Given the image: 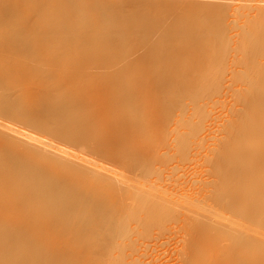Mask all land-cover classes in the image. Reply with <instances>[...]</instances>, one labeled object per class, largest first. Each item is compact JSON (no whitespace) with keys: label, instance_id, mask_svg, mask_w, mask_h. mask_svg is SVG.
Returning <instances> with one entry per match:
<instances>
[{"label":"bare ground","instance_id":"1","mask_svg":"<svg viewBox=\"0 0 264 264\" xmlns=\"http://www.w3.org/2000/svg\"><path fill=\"white\" fill-rule=\"evenodd\" d=\"M168 243L264 264V0H0V264Z\"/></svg>","mask_w":264,"mask_h":264},{"label":"rangeland","instance_id":"2","mask_svg":"<svg viewBox=\"0 0 264 264\" xmlns=\"http://www.w3.org/2000/svg\"><path fill=\"white\" fill-rule=\"evenodd\" d=\"M208 91L206 92L202 91V92L206 93V96L209 97L211 93H208ZM224 99L225 98L222 95H215L213 98H211L209 103L206 105L205 110H204V116L202 119V125L200 126V129H199V135L201 137L205 138L206 135L209 133L210 128L213 126L211 125V127H209L208 125L213 120V114L216 115V118H215L216 123L217 121H221L225 117L224 112L226 111V108L228 107V102L226 103L223 102ZM177 229H178V224H173V226L170 227L167 230V232L174 231V230L176 231ZM155 233L158 236L161 235L160 234L161 232L159 230L156 231ZM133 237L134 235L130 234L128 236L126 244L132 243ZM160 239H162V237L158 238V240ZM173 246L174 244L168 243L166 245H162L156 248V251H154V253H149L150 251L153 250L152 249L153 246L141 244L139 248L135 246V249H131L132 251H134L133 254H130L129 256L125 257L124 260L119 261L120 262L119 264H128V262H130L129 264H165L164 258L167 257V253L169 249H171ZM159 251H164V252L160 253ZM107 260L108 258H106L105 264H110V262Z\"/></svg>","mask_w":264,"mask_h":264}]
</instances>
